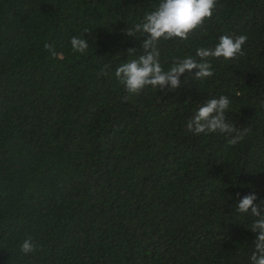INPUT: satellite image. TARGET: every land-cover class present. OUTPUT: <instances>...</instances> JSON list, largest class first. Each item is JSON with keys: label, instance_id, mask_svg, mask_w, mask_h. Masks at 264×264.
I'll return each instance as SVG.
<instances>
[{"label": "trees", "instance_id": "1", "mask_svg": "<svg viewBox=\"0 0 264 264\" xmlns=\"http://www.w3.org/2000/svg\"><path fill=\"white\" fill-rule=\"evenodd\" d=\"M159 3L0 0V264H250L255 218L235 207L237 193L264 201V0H217L186 41L159 44L165 71L224 35H246L244 55L128 96L115 70L145 37L123 31ZM220 96L227 122L250 129L236 145L187 131Z\"/></svg>", "mask_w": 264, "mask_h": 264}, {"label": "clouds", "instance_id": "2", "mask_svg": "<svg viewBox=\"0 0 264 264\" xmlns=\"http://www.w3.org/2000/svg\"><path fill=\"white\" fill-rule=\"evenodd\" d=\"M216 3L217 0H160L158 7L146 13L141 22L123 31L128 37H137L136 34L145 37L141 54L120 64L115 70V77L128 96L140 95L149 86L163 93L174 92L182 86L181 77L185 73L191 74L196 70L191 78L197 81L211 78L214 73L209 58L235 60L238 56L244 55L242 46L245 45L248 37L243 34L224 35L220 37L214 48L196 50V56L200 58L199 62L187 56L175 59L167 71L162 67L160 42L177 39L186 41L191 33L203 27L206 20L211 19ZM86 34H90V31H86ZM70 44L74 53L85 54L89 48V43L78 36L72 37ZM44 49L51 58L62 57V53L55 50L54 44L45 43ZM135 53H137L135 49H128V55ZM229 106L230 100L227 96L208 100L187 121V131L195 135L224 134L228 136L230 145L238 144L250 129L246 127L238 130L227 122L225 113ZM257 199L255 194L240 198L237 193L235 207L237 213L250 214L255 218L250 231L258 235L253 241L254 251L250 256V264H264V206H262L264 201L257 204ZM20 250L27 255L35 252L37 246L32 238L28 237L20 245Z\"/></svg>", "mask_w": 264, "mask_h": 264}]
</instances>
